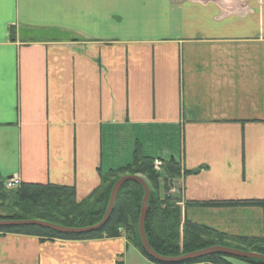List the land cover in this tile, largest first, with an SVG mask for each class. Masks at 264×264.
I'll list each match as a JSON object with an SVG mask.
<instances>
[{
	"label": "crops",
	"instance_id": "obj_1",
	"mask_svg": "<svg viewBox=\"0 0 264 264\" xmlns=\"http://www.w3.org/2000/svg\"><path fill=\"white\" fill-rule=\"evenodd\" d=\"M137 145L179 163L182 219L264 236V0H0L4 189L67 185L82 200ZM0 264L159 263L123 233L0 232Z\"/></svg>",
	"mask_w": 264,
	"mask_h": 264
},
{
	"label": "trees",
	"instance_id": "obj_2",
	"mask_svg": "<svg viewBox=\"0 0 264 264\" xmlns=\"http://www.w3.org/2000/svg\"><path fill=\"white\" fill-rule=\"evenodd\" d=\"M12 33L13 30L11 36ZM154 164V159L143 155L137 145L132 160L123 167L100 172V184L82 200H76L73 186L21 182L14 191L9 192L0 182V200L10 197L12 208L10 213L0 215V219H37L70 228L91 226L103 218L114 183L127 174L140 175L149 187L144 232L149 246L159 255L174 257L215 245L264 255V236L232 237L182 219L178 197L169 193L174 180L181 175L179 163L170 158L162 161L156 168ZM161 186L164 194L160 193ZM143 196L144 190L140 183L124 182L117 192L108 220L91 232L69 234L37 225L0 227V232L34 235L40 240L111 238L123 233L127 241L147 259L161 264L162 262L151 258L141 244L138 220ZM230 258L214 253L181 263L202 261L233 264ZM239 258L252 264H264V261L257 258Z\"/></svg>",
	"mask_w": 264,
	"mask_h": 264
},
{
	"label": "water",
	"instance_id": "obj_3",
	"mask_svg": "<svg viewBox=\"0 0 264 264\" xmlns=\"http://www.w3.org/2000/svg\"><path fill=\"white\" fill-rule=\"evenodd\" d=\"M126 181H136L142 185L143 190H144V196H143L142 205L140 208V216H139V220H138V228H139V234H140V240H141L142 247H143L144 251L151 258H153L157 261H160L162 263L175 264V263H181L184 261L192 260V259H195V258H198L201 256H205V255L220 253V254H224L227 256H238V257H242V258H257V259L264 261V255L263 254L256 253V252L243 251L240 249H235V248L220 246V245L211 246V247H208L205 249L196 250V251H193L190 253H185L182 255L174 256V257H165V256H161L158 253H156L149 246L147 239H146L145 232H144V226L143 225H144L145 215H146V212L148 209L149 187H148L147 183L145 182V180L140 175H128L127 174V175L120 177L114 183V185L111 189V193H110L109 202H108L106 212H105L103 218L98 223H96L94 225L86 226V227H80V228H70V227H65V226H61V225H55V224L45 222V221H41V220H37V219H26V220L0 219V227H11V226H19V225H37V226L46 227V228H49V229H52V230H55L58 232L69 233V234L86 233V232H91V231L97 230L101 226H103L104 223L108 220V218L112 212V208H113V204H114V200H115V197L117 195V192H118L119 188L121 187V185Z\"/></svg>",
	"mask_w": 264,
	"mask_h": 264
},
{
	"label": "rangeland",
	"instance_id": "obj_4",
	"mask_svg": "<svg viewBox=\"0 0 264 264\" xmlns=\"http://www.w3.org/2000/svg\"><path fill=\"white\" fill-rule=\"evenodd\" d=\"M154 165H156V164H154ZM155 168H156V166H155ZM10 204H11L10 203V197L9 198H5L4 200H0V207H3L6 210H10V207H11ZM231 260L235 264L238 263V262L242 263V261H244V260L240 259L238 256H231Z\"/></svg>",
	"mask_w": 264,
	"mask_h": 264
},
{
	"label": "built area",
	"instance_id": "obj_5",
	"mask_svg": "<svg viewBox=\"0 0 264 264\" xmlns=\"http://www.w3.org/2000/svg\"><path fill=\"white\" fill-rule=\"evenodd\" d=\"M155 166L158 167L160 165V162H155ZM19 183L14 179H9L5 182V188H13L14 186H17ZM213 264H222V263H213Z\"/></svg>",
	"mask_w": 264,
	"mask_h": 264
}]
</instances>
